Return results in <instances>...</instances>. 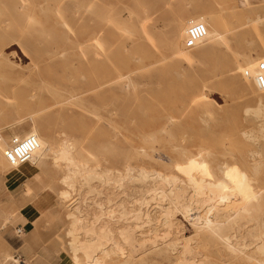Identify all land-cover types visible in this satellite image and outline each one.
<instances>
[{
    "label": "rangeland",
    "instance_id": "1",
    "mask_svg": "<svg viewBox=\"0 0 264 264\" xmlns=\"http://www.w3.org/2000/svg\"><path fill=\"white\" fill-rule=\"evenodd\" d=\"M195 21L206 34L187 47ZM261 62L264 0H0L3 224L15 226L23 206L35 205L27 225L49 227L67 264H264V118L251 114L264 104L254 80ZM28 133L38 149L10 165L9 141ZM64 145L81 174L58 159ZM86 169L109 181L87 180ZM139 170L152 175L146 188L127 178ZM153 184L177 188L194 209L166 216L172 196ZM137 210L136 237L155 248L132 252L115 226L136 223ZM100 213L119 244L72 222Z\"/></svg>",
    "mask_w": 264,
    "mask_h": 264
},
{
    "label": "bare ground",
    "instance_id": "2",
    "mask_svg": "<svg viewBox=\"0 0 264 264\" xmlns=\"http://www.w3.org/2000/svg\"><path fill=\"white\" fill-rule=\"evenodd\" d=\"M251 114L253 115V116H255V117H257V118H264V104H258V106H256L254 109H252L251 110ZM258 130H259V132L261 133V136L262 137H264V123H262L261 124V126L258 128ZM57 157H58V159L60 160V161H62V162H66L67 163V166H71L72 167V172H70L69 171V173H72V175L75 173V174H81V173H79V170L81 169L80 167L83 165H80L75 159H74V157H73V155H72V153H71V151H70V149H69V147L68 146H66V145H64L58 152H57ZM57 159V158H56ZM65 164V163H64ZM85 166V165H84ZM68 168V167H67ZM83 168V167H82ZM85 168V167H84ZM71 169V168H70ZM69 169V170H70ZM107 169V168H106ZM106 169H104L105 171L104 172H108V171H106ZM67 170V173H68V169H66ZM87 171V173L84 175V177L87 179V180H92V179H101V180H103V179H108V181H109V178H107V177H109L108 175L106 176V174L104 175V176H98V173H96L95 172V170H89L88 171V169H86ZM83 171H85V170H83ZM78 172V173H77ZM148 172V171H147ZM150 172V171H149ZM149 172H148V174L147 173H145V172H142L141 170H139V172H135L134 171V173H136V174H131V173H133V171L130 173L131 175L128 177L127 176V178H128V180H131L132 182H140L141 184H142V186H143V184H144V186H145V183L147 182L146 180H147V177L150 179V177L149 176H152V175H150L149 174ZM128 173V174H129ZM152 173V172H151ZM153 174V173H152ZM155 174V175H154ZM153 175H154V177L156 176V174H157V172L156 173H154ZM100 175V174H99ZM102 175H103V173H102ZM159 175V174H158ZM69 175L67 174V177H68ZM161 175H159V177H160ZM159 177H157V179L159 178ZM163 177V176H162ZM64 178V177H63ZM151 178H153V177H151ZM165 179H163V180H165V181H167L169 178H171V177H164ZM68 179V178H67ZM149 179H148V181H149ZM154 179H156V178H154ZM161 179V178H160ZM159 179V181H161ZM244 179V178H243ZM66 180V179H65ZM98 180V181H99ZM115 180V179H114ZM119 180V179H118ZM117 180V181H118ZM152 180V179H151ZM171 179H169V181H170ZM104 181V180H103ZM107 181V180H106ZM116 180H115V182H117ZM131 181H129L130 183H131ZM155 181V180H154ZM153 181V182H154ZM158 181V182H159ZM169 181L168 182H165L166 183V185H167V183L169 184ZM105 182V181H104ZM103 182V184H105ZM112 182H114V181H112ZM114 182V183H115ZM128 182V181H127ZM149 182H151V181H149ZM148 182V183H149ZM163 181H161V183H162ZM64 183H66V181L64 182ZM68 183V182H67ZM87 183V182H86ZM107 183V182H106ZM114 183H112V185L114 184ZM164 183V182H163ZM162 183V184H163ZM164 183V184H165ZM101 184H102V181H101ZM110 186H111V183L109 182L108 183ZM122 184V183H121ZM121 184H119L120 186H123V185H121ZM136 184H138V183H136ZM135 184V185H136ZM152 184V183H151ZM160 184V183H159ZM152 185V187L153 186H156V187H158V186H160V188H154L153 187V189H154V191H155V189L156 190H158L159 189V193H160V195L161 196H164V197H166L167 196V198H168V196L169 197H171L172 196V201H173V209H172V207H170V205L168 204L167 205V207L166 208H164L163 207V209H162V211L165 213V215L166 216H169L170 215V217H173L172 215L174 214H171L172 213V211L174 210L175 211V209L176 210H180L181 211V215H184L186 212H188V211H190L191 209L193 210L194 209V206H193V201H191V200H189V198L187 199V197H185V194L184 195H182L181 193H178L177 194V192H178V189L176 188H174V189H169L168 191H166L167 189L166 188H163V187H165L166 185ZM68 185V184H67ZM69 185H71L70 183H69ZM107 185V184H106ZM109 185H107V186H109ZM130 185L131 184H129V187H130ZM148 185V184H147ZM146 185V186H147ZM170 185V184H169ZM238 185H240V183L238 184ZM82 186V185H81ZM114 186V185H113ZM119 186V187H120ZM133 186H134V184H133ZM137 186H140V185H137ZM143 186V187H144ZM146 186H145V188H146ZM163 186V187H162ZM177 186V185H176ZM103 187H105V186H103ZM115 187V186H114ZM118 187V186H117ZM143 187L141 188V186L139 187V188H141V191L143 190ZM148 187H150V186H148ZM147 187V188H148ZM167 187V186H166ZM169 187V186H168ZM184 187V186H183ZM110 188H112V186L110 187ZM106 189V188H105ZM133 189H134V187H133ZM149 189V188H148ZM147 189V190H148ZM205 189V188H204ZM93 190H95V189H93ZM135 190H137V189H135ZM146 190V189H145ZM146 190V191H147ZM112 191V190H111ZM133 191V190H132ZM141 191H138V193L139 192H141ZM177 191V192H176ZM74 192V191H73ZM97 191H95V193H96ZM109 192V191H108ZM107 192V193H108ZM122 192V191H121ZM135 192V191H134ZM133 192V193H134ZM143 192V191H142ZM152 192H153V190H152ZM151 192V193H152ZM182 192V191H181ZM115 193V192H114ZM132 193V192H131ZM147 194L149 193V191H147L146 192ZM154 194L153 195H155V193H157V191L156 192H153ZM97 194H98V192H97ZM121 194V193H120ZM124 194H126V193H124ZM129 194V193H128ZM128 194H126L127 195V198L129 199V197H130V195H129V197H128ZM139 194H141V193H139ZM66 195V194H65ZM96 195V194H95ZM126 195H124V196H126ZM134 195V194H133ZM135 195H137L136 193H135ZM134 195V196H135ZM142 195H143V193H142ZM152 195V196H153ZM157 195V194H156ZM79 196V195H78ZM109 196V195H108ZM107 196V197H108ZM116 196H118V194L116 195ZM123 196V195H122ZM140 196V195H139ZM138 195H137V199H135L136 197H134V199L135 200H133V201H137V204H138V202H140V203H143V204H145V202H148L147 200H146V198L145 197H142V198H140ZM144 196V195H143ZM148 196V195H147ZM149 196H150V194H149ZM159 195H157V196H155V197H158ZM160 196V198H162ZM67 197V196H66ZM105 197V196H104ZM114 197V196H113ZM154 197V196H153ZM163 197V198H164ZM195 197V196H194ZM84 198V197H83ZM95 198V197H94ZM94 198H92V199H94ZM99 198V197H98ZM111 198V197H110ZM110 198H108V199H110ZM124 198H126V197H124ZM132 198V197H131ZM130 198V199H131ZM197 198V197H196ZM68 199V198H67ZM100 199V198H99ZM107 199V201L109 202V200ZM122 199H123V197H122ZM127 199V200H128ZM133 199V198H132ZM150 199H151V196H150ZM149 199V200H150ZM152 199H154V198H152ZM155 199H157V198H155ZM192 199V198H191ZM195 199V198H194ZM118 200V199H117ZM117 200H115L116 202H117ZM124 200V199H123ZM159 200V199H158ZM164 200H166V198L164 199ZM92 201V200H91ZM103 200H101L100 202H102ZM106 201V200H105ZM110 201H112V200H110ZM114 201V202H115ZM131 201V200H130ZM171 201V200H170ZM195 201H197V199H195ZM92 202H94V204H95V201H92ZM124 202V201H123ZM122 202V203H123ZM151 202V201H150ZM185 203V204H183V203ZM96 203H97V201H96ZM104 203V202H103ZM127 203V202H126ZM133 203H136V202H133ZM139 203V204H140ZM149 203V202H148ZM195 203V202H194ZM197 203V202H196ZM195 203V204H196ZM94 204H92V205H94ZM100 204H102V203H100ZM117 204H121V203H118L117 202ZM116 204V205H117ZM142 204V205H143ZM170 204H172L171 202H170ZM194 204V205H195ZM198 204V203H197ZM91 205V204H90ZM97 205H98V203H97ZM105 205V204H104ZM107 205H109V203L107 204ZM115 205V204H114ZM130 205H132V204H130ZM135 205V204H134ZM146 205V204H145ZM98 206H100V205H98ZM113 206V205H112ZM111 206V207H112ZM118 206V205H117ZM116 206V208H117V210H119V208L118 207H120V206H122V204L120 205V206H118L117 207ZM139 206H141V204L139 205ZM138 206V207H139ZM147 206V205H146ZM145 206V207H146ZM168 206H169V208H168ZM96 207V206H95ZM100 207H102V206H100ZM132 207V206H131ZM138 207H137V209H138ZM142 207V206H141ZM157 207V206H156ZM161 208H162V206H160ZM159 207V208H160ZM186 207V208H185ZM69 208V207H68ZM97 208H99V207H97ZM103 208H104V206H103ZM107 208V207H106ZM112 208H114V207H112ZM116 208H114V209H116ZM124 208V207H123ZM158 208V209H159ZM75 209V208H74ZM87 209V208H86ZM100 209H102V208H100ZM99 209V210H100ZM109 209V208H108ZM120 209H122L121 207H120ZM132 209V208H131ZM140 209V208H139ZM142 209V208H141ZM140 209V210H141ZM77 210V209H76ZM75 210V211H76ZM110 210H112V209H110ZM125 210V209H124ZM123 209H122V212H125ZM130 210V209H129ZM136 210V209H135ZM140 210H137L136 212H135V214H134V212H133V214H134V217L132 218V219H134L135 220V222L136 223H133L134 221H131L130 219H128V220H130L132 223H125V224H121V225H117V226H115V228H116V230H115V232H117L118 233V236H119V238L122 240V241H125V244H126V242L127 243H129L131 246L129 247L130 249H131V251L132 252H140V251H143V249H149V248H155V247H150V246H146V242L145 241H143V242H145V243H143V242H141L140 243V240L141 239H138V238H140V237H136V234H135V228L136 227H138V221H139V219L141 218V213L143 212V211H141L140 212ZM161 210V209H160ZM104 211V210H103ZM109 211V210H108ZM107 210H106V213H107V215L105 214V213H103V214H105L107 217H108V214H110V211L108 212ZM139 211V212H138ZM179 211V212H180ZM97 212V211H96ZM100 212H102L101 210H100ZM113 212V211H112ZM132 212V210L129 212V213H131ZM79 213V212H78ZM117 213V212H116ZM129 213L128 212H126V213H124V214H127L128 216H129ZM80 214V213H79ZM78 214V215H79ZM103 214H96V215H93L94 217H92L93 219H92V221L90 222V224H85V222L86 221H84V220H82V219H80V218H77V217H75L74 218V220H72V222L75 224V223H77L76 225L77 226H79V223L81 224L82 223V225H84V228H85V226H86V228L88 227V225H91V228L93 229V232L95 231L96 233L95 234H99V239H97V238H95L94 237V239H96V241H98L99 240V243H102V244H108L106 241H104V239H107L108 241H109V243H117V244H119L118 243V240H117V238H116V236L115 237H113V233H112V231H111V228H109V226H108V224H106V222H103V219L106 217H104V215ZM113 214V213H112ZM118 214H120V213H118ZM123 214V215H124ZM132 214V213H131ZM144 214V213H143ZM146 215H145V220H146V222H150L153 218H152V216L149 214V213H145ZM177 214H178V212H177ZM187 214V213H186ZM87 215V214H86ZM113 215H115V212H114V214ZM122 215V214H121ZM163 215V214H162ZM175 215V214H174ZM116 216V215H115ZM126 216V215H125ZM124 216V217H125ZM144 216V215H143ZM79 217V216H78ZM111 217H113V216H111ZM130 218H131V215L129 216ZM184 217V216H183ZM82 218V217H81ZM88 218V217H87ZM110 218V217H109ZM109 218H108V220H109ZM122 218V217H121ZM112 220H120L121 221V219L119 218V219H112ZM123 220V219H122ZM141 220L144 222V220L141 218ZM167 220V219H166ZM119 221V222H120ZM124 221V220H123ZM125 221H127V220H125ZM162 221H164V220H162ZM145 222V223H146ZM165 222V221H164ZM144 223V224H145ZM162 224V223H161ZM165 224V223H164ZM201 225H203V226H205V227H207V226H209V222L207 221V220H203L201 223H200ZM143 226H145V225H143ZM76 227V226H75ZM142 227V226H141ZM137 229V228H136ZM91 230V229H90ZM151 230V229H150ZM86 231V230H85ZM138 231V230H137ZM145 235H147V233H145ZM94 236H96V235H94ZM144 236V235H143ZM97 237V236H96ZM93 238V237H92ZM143 238V237H142ZM145 238V237H144ZM147 238V237H146ZM145 238V239H146ZM152 238H154V237H152ZM145 239H143V240H145ZM257 239V238H256ZM147 240V239H146ZM224 240L226 241V243H229V240L227 239V237L226 238H224ZM154 241V240H153ZM121 242V241H120ZM248 242V241H247ZM247 242H245V241H243V243H241L240 244V247H238V249L239 250H241V251H244L245 250V247H246V243ZM249 242H252V241H249ZM95 243V242H94ZM97 243V242H96ZM151 243V242H150ZM253 243V242H252ZM153 244V243H152ZM246 244V245H245ZM91 245H92V243H91ZM95 245V244H94ZM122 245V244H121ZM174 244H169L168 245V249L170 248V247H172ZM237 245H239V244H237ZM249 245V244H248ZM247 245V246H248ZM254 248H256V249H258V250H262V245H258V242H255L254 243ZM126 246H127V244H126ZM229 246V245H228ZM128 248V247H127ZM174 248V247H173ZM229 248V247H228ZM232 249V248H231ZM253 249V248H252ZM170 250V249H169ZM233 250V249H232ZM106 251V250H105ZM148 251V250H147ZM147 251H145V252H147ZM166 251V250H165Z\"/></svg>",
    "mask_w": 264,
    "mask_h": 264
},
{
    "label": "crops",
    "instance_id": "3",
    "mask_svg": "<svg viewBox=\"0 0 264 264\" xmlns=\"http://www.w3.org/2000/svg\"><path fill=\"white\" fill-rule=\"evenodd\" d=\"M36 214L35 205H24L14 226L9 217L4 225L0 213V264H67L66 255L49 236V227L27 225Z\"/></svg>",
    "mask_w": 264,
    "mask_h": 264
},
{
    "label": "built area",
    "instance_id": "4",
    "mask_svg": "<svg viewBox=\"0 0 264 264\" xmlns=\"http://www.w3.org/2000/svg\"><path fill=\"white\" fill-rule=\"evenodd\" d=\"M206 34L205 25L200 21L191 22L187 25L184 45L187 47L194 46ZM264 68V63L258 65V72L255 75V84L258 88H264V74L260 72ZM246 74V73H245ZM38 138L28 133L19 138H12L8 147L4 150L6 161L12 166H20L31 161L35 151L38 149ZM19 231V229H17Z\"/></svg>",
    "mask_w": 264,
    "mask_h": 264
}]
</instances>
